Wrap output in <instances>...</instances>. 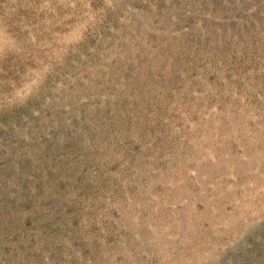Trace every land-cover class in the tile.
<instances>
[{"label": "rangeland", "instance_id": "rangeland-1", "mask_svg": "<svg viewBox=\"0 0 264 264\" xmlns=\"http://www.w3.org/2000/svg\"><path fill=\"white\" fill-rule=\"evenodd\" d=\"M0 264H264V0H0Z\"/></svg>", "mask_w": 264, "mask_h": 264}]
</instances>
